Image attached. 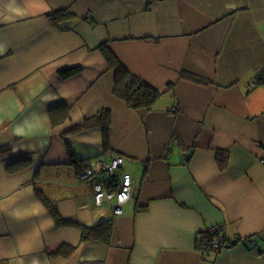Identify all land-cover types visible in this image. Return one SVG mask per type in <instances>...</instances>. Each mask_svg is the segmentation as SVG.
<instances>
[{"label":"crops","instance_id":"crops-1","mask_svg":"<svg viewBox=\"0 0 264 264\" xmlns=\"http://www.w3.org/2000/svg\"><path fill=\"white\" fill-rule=\"evenodd\" d=\"M103 44L150 108L114 94ZM107 151L138 178L120 216L77 178ZM263 157L264 0H0V264H264ZM213 225L230 245L206 253Z\"/></svg>","mask_w":264,"mask_h":264},{"label":"built area","instance_id":"built-area-1","mask_svg":"<svg viewBox=\"0 0 264 264\" xmlns=\"http://www.w3.org/2000/svg\"><path fill=\"white\" fill-rule=\"evenodd\" d=\"M246 86H258L256 81H249ZM264 161V157H263ZM124 158L121 154L106 152L84 164V168L77 174L80 184H89L92 189L91 201L97 207L107 206L114 216L122 215V206L133 198L138 184L137 176L122 171ZM239 240V238H238ZM252 245L251 239H240ZM203 252H220L229 247L222 225H213L207 228L206 236L197 243Z\"/></svg>","mask_w":264,"mask_h":264},{"label":"trees","instance_id":"trees-1","mask_svg":"<svg viewBox=\"0 0 264 264\" xmlns=\"http://www.w3.org/2000/svg\"><path fill=\"white\" fill-rule=\"evenodd\" d=\"M49 19L51 21H55L59 26H61L62 29H65L66 26H69L67 22H65V19L68 17H71L68 10H53L52 12H49L47 14ZM65 22V23H64ZM101 53L105 55L106 60L108 61V64L110 67H115V76H114V94L116 96H119L122 98L125 103L128 104L130 107L134 108H150L155 99L160 95V92L158 90L152 89L149 87L144 81L141 79H138L131 75L129 71H127L126 67H124L120 62L114 61L112 55H110V52L107 49V46L103 44L101 47H99ZM80 66L70 67L66 70H63L61 75L66 78L67 75H73L75 73L79 72ZM106 115L108 116V112H100L95 115V117L90 121L93 120L101 122L102 127L104 129H107L108 127V120L106 121ZM102 120H105L104 122ZM88 123V122H87ZM226 157L227 154L223 151H221L218 156L217 160L219 162L220 169H223L226 165ZM30 159L27 157H22L17 160H13L10 163L6 165V169L11 171H17L19 169H22L24 166H26L29 163ZM39 199L44 205L47 207L48 211L53 215V218L57 224L60 223H67V221L57 213L56 208L54 207V204L51 202L49 198L46 197L43 191L41 189H37ZM98 227H82L83 237H91L96 236V232ZM108 228V227H107ZM107 230V229H106ZM108 235H104L103 239L105 241L108 240ZM240 240V239H239Z\"/></svg>","mask_w":264,"mask_h":264},{"label":"water","instance_id":"water-1","mask_svg":"<svg viewBox=\"0 0 264 264\" xmlns=\"http://www.w3.org/2000/svg\"><path fill=\"white\" fill-rule=\"evenodd\" d=\"M192 151V150H191ZM191 151H190V153H191ZM185 155H187V154H185Z\"/></svg>","mask_w":264,"mask_h":264}]
</instances>
